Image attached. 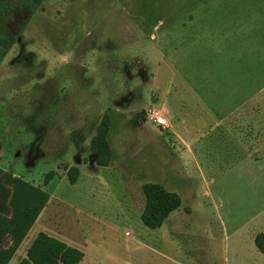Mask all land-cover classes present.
Masks as SVG:
<instances>
[{"label": "rangeland", "instance_id": "rangeland-1", "mask_svg": "<svg viewBox=\"0 0 264 264\" xmlns=\"http://www.w3.org/2000/svg\"><path fill=\"white\" fill-rule=\"evenodd\" d=\"M23 1L7 0L0 14L16 38L0 63V167L52 199L9 264H19L42 228L77 244L83 264H264L255 244L264 232V148L256 164H203L211 194L199 193L195 165L189 179L180 174L192 211L178 212L170 241L158 243V229L141 219L142 184L164 172L158 161L169 141L151 118L159 110L145 98L151 83L141 82L146 65L154 69L151 18L264 10V0H42L15 13ZM107 112L115 155L100 166L90 142ZM141 112L146 124L135 127ZM69 166L80 168L76 183ZM51 170L58 174L45 184Z\"/></svg>", "mask_w": 264, "mask_h": 264}, {"label": "crops", "instance_id": "crops-1", "mask_svg": "<svg viewBox=\"0 0 264 264\" xmlns=\"http://www.w3.org/2000/svg\"><path fill=\"white\" fill-rule=\"evenodd\" d=\"M151 19L156 21L151 34L154 69L146 65L141 82L151 83L145 98L155 101L165 119L156 129L158 136L169 140L158 161L167 166L154 182L182 196L178 178L189 179L195 165L202 179L199 193L211 194L203 164H256L264 148V10L258 5L256 11L236 13L170 12ZM181 199V207L157 228L161 245L171 240L178 212L192 211ZM48 204L35 224L46 218ZM43 230L49 233L38 231Z\"/></svg>", "mask_w": 264, "mask_h": 264}, {"label": "trees", "instance_id": "trees-1", "mask_svg": "<svg viewBox=\"0 0 264 264\" xmlns=\"http://www.w3.org/2000/svg\"><path fill=\"white\" fill-rule=\"evenodd\" d=\"M7 0H0V14ZM31 3L25 0L14 9L19 13L21 7L26 11L36 8L42 0ZM11 9L7 10L9 13ZM23 21L20 26L26 24ZM16 38L6 25H0V63L12 48ZM146 121L144 112L133 116L132 122L140 126ZM112 126V116L109 112L101 118L95 135L90 142V149L100 166H109L113 160V149L109 141V132ZM78 166L67 168L68 178L71 183H76L80 177ZM58 172L51 170L44 177L48 184ZM145 206L141 212V219L145 226L157 229L165 220L182 205L181 196L177 192L168 190L163 184L147 181L142 184ZM0 196L3 204L0 206V264H9L18 248L27 237L29 231L39 218L43 209L50 200V194L41 186L36 185L22 176H17L0 167ZM255 244L264 253V232L255 237ZM85 257V252L79 247L53 236L45 231H40L30 247L27 255L19 264H79Z\"/></svg>", "mask_w": 264, "mask_h": 264}, {"label": "built area", "instance_id": "built-area-1", "mask_svg": "<svg viewBox=\"0 0 264 264\" xmlns=\"http://www.w3.org/2000/svg\"><path fill=\"white\" fill-rule=\"evenodd\" d=\"M151 118L154 120V122L157 125L159 126L165 125V119L158 112L151 114Z\"/></svg>", "mask_w": 264, "mask_h": 264}]
</instances>
